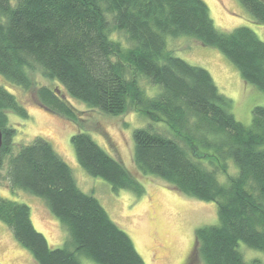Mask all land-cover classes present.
I'll use <instances>...</instances> for the list:
<instances>
[{
	"label": "trees",
	"instance_id": "obj_1",
	"mask_svg": "<svg viewBox=\"0 0 264 264\" xmlns=\"http://www.w3.org/2000/svg\"><path fill=\"white\" fill-rule=\"evenodd\" d=\"M239 1L264 25V0ZM168 36L217 49L246 83L264 92V41L249 27L219 30L203 0H0V76L79 125L61 91L36 87L31 72L40 70L70 97L106 115L132 108L151 115L153 123H166L169 135L154 125L134 131L138 170L186 196L216 203L219 223L195 231L203 264H249L241 243L264 253V106L253 109L250 126L238 121L210 72L169 51ZM141 78L160 92L149 96ZM8 112L29 118L16 96L0 86V170L7 164L10 188L43 199L69 234L65 246L52 248L35 228L29 206L0 196V221L37 264H83V258L94 264H146L130 236L95 196L80 189L72 168L48 141L36 138L14 154L17 131L9 126ZM72 145L80 166L114 193L144 195L137 178L88 133L75 134Z\"/></svg>",
	"mask_w": 264,
	"mask_h": 264
},
{
	"label": "rangeland",
	"instance_id": "obj_2",
	"mask_svg": "<svg viewBox=\"0 0 264 264\" xmlns=\"http://www.w3.org/2000/svg\"><path fill=\"white\" fill-rule=\"evenodd\" d=\"M210 9L215 26L224 32L239 27L251 28L264 41V25L258 24L239 0H203ZM113 38L125 43L122 35ZM167 49L192 65L210 72L219 91L231 99V112L246 126L252 124V112L257 106H264V92L246 83L238 69L217 49L205 47L187 36H168ZM30 76L36 87L46 86L60 90L74 108L80 125L65 116L52 113L38 103L36 95L25 92L0 76V86L16 96L28 110L29 118L24 119L8 112L9 126L16 129L13 152L21 146L31 144L36 138L48 141L55 151L72 168L78 186L87 194L95 196L108 212L110 218L132 239L136 250L146 264H203L196 255L195 231L203 226L219 223L216 203H208L186 196L174 187L154 176L143 175L134 161V138L136 129L154 125L169 135L168 125L151 122V115L130 108L124 115L109 116L87 104L70 97L58 82L43 75L40 70ZM141 86L149 96L160 92V87L140 79ZM88 133L95 142L113 158L120 161L144 186L145 193L137 197L129 191L114 193L109 183L90 176L78 163L72 137ZM231 174L236 167L231 162ZM235 169H234V168ZM7 164L0 170V196L11 201L26 204L31 210L35 228L45 235L52 248L65 246L69 234L63 224L48 210L43 199L22 190H12L6 179ZM222 183L225 176H219ZM247 263L259 260L264 264V253L240 244ZM83 264H94L83 258ZM0 264H37L32 254L14 237L11 229L0 221Z\"/></svg>",
	"mask_w": 264,
	"mask_h": 264
},
{
	"label": "water",
	"instance_id": "obj_3",
	"mask_svg": "<svg viewBox=\"0 0 264 264\" xmlns=\"http://www.w3.org/2000/svg\"><path fill=\"white\" fill-rule=\"evenodd\" d=\"M2 144H3V134H2L1 127H0V149L2 147Z\"/></svg>",
	"mask_w": 264,
	"mask_h": 264
}]
</instances>
